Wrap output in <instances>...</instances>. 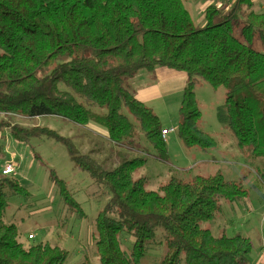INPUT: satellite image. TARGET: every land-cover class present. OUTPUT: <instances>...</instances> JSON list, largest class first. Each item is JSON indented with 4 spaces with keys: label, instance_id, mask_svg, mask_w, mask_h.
I'll return each mask as SVG.
<instances>
[{
    "label": "trees",
    "instance_id": "obj_1",
    "mask_svg": "<svg viewBox=\"0 0 264 264\" xmlns=\"http://www.w3.org/2000/svg\"><path fill=\"white\" fill-rule=\"evenodd\" d=\"M254 2L208 3L204 24L197 25L184 0H0V153L6 128L18 142L45 137L64 145L73 167L108 195L94 224L99 264H140L158 229L164 248L159 264H249L254 248L249 236H214L202 226L222 211L221 202L244 200L249 191L242 179L227 180L220 170L170 176L151 190L146 176H134L145 158L121 153L108 169L71 137L46 126L11 123L10 116L92 122L116 145L135 146L139 129L154 147L153 157L166 162L159 118L127 80L141 69L184 72L176 127L183 146L202 151L216 146L200 127L195 87L203 82L215 90L224 87L218 117L239 149L260 158L255 173L264 185V52L253 47L255 38L264 45V12ZM50 178L68 211L83 217L53 169ZM25 193L16 179L0 175V264H64L68 250L31 243L3 221L8 195ZM122 233L133 237L129 251L122 248Z\"/></svg>",
    "mask_w": 264,
    "mask_h": 264
},
{
    "label": "rangeland",
    "instance_id": "obj_2",
    "mask_svg": "<svg viewBox=\"0 0 264 264\" xmlns=\"http://www.w3.org/2000/svg\"><path fill=\"white\" fill-rule=\"evenodd\" d=\"M195 1L198 2L199 8L194 6ZM210 1L184 0L197 25L204 24L203 9ZM225 4L230 5L231 2L226 1ZM254 4L257 12H264V2L255 1ZM253 47L264 52V45L257 38ZM139 73L149 75L146 69H141ZM183 84L185 79L179 81L177 88L169 94L165 93L162 84L157 82L159 97L154 101L153 108L159 112L157 113L161 116V123L171 126V122H177ZM167 87H172L171 82ZM195 95L201 111L200 126L214 137L216 146L206 151L196 147L188 150L183 146L177 132H173L165 144L168 161L162 162L148 155L150 152L155 154L156 151L137 129L135 143L140 148L137 157L145 158L147 163L134 173V176L143 174L147 181L150 179L147 187L152 190H156L157 186L170 176L190 178L196 173L210 174L217 170H220L227 180L242 179L243 186L249 191L248 198L234 203L221 202L222 211L202 226L210 228L214 236H232L236 232L249 236L254 244L249 264H264V185L255 173L260 165V158L253 156L248 150L239 149L233 134L220 121L218 110L224 101V87L215 90L203 82L195 87ZM123 112L132 120L125 109ZM2 116L0 115V118ZM9 121L24 127L41 125L53 129L63 136L71 137L83 153H86L84 150L87 148L98 147L96 160L108 169L114 165L111 160L115 158L109 156L110 152L107 155L102 137L95 130H90L89 123L81 126L55 115L33 118L10 116ZM1 135L3 148L0 153V175L5 161L15 158L19 165L9 176L16 179L27 191L25 194L8 195L3 221L13 223L24 239L31 243L43 241L68 250L64 264H99L93 238L94 224L97 212L107 202L108 195L101 192L102 189L87 172L73 167L66 148L60 142L45 137L18 142L12 138L8 128L4 129ZM89 139L95 142V145L89 143ZM199 162L201 164L188 169ZM50 169L66 183L80 203L83 217L70 213L63 204L58 187L50 178ZM29 234L34 237L28 238ZM120 238L122 248L129 251L133 237L122 233ZM162 242L163 231L158 229L155 243L140 264H159L164 254Z\"/></svg>",
    "mask_w": 264,
    "mask_h": 264
},
{
    "label": "crops",
    "instance_id": "obj_3",
    "mask_svg": "<svg viewBox=\"0 0 264 264\" xmlns=\"http://www.w3.org/2000/svg\"><path fill=\"white\" fill-rule=\"evenodd\" d=\"M194 6L199 8L197 1L194 2ZM139 72H140V70L137 71L134 76H132L131 78H129L127 80V85L129 87L130 91L134 94V96L138 100L142 101L144 104L151 107L155 111V113H157L158 111L155 108H153L154 107V101L156 99H158V97H159L157 82L162 84V86L164 88V92L169 93V94L172 93L177 88L179 81L185 79V84H183L182 89H184L186 82H187V76L184 72L181 73L179 71H175V70L168 69L165 67H156L152 72L148 71L149 75H147L146 73H139ZM170 82H171L172 87L168 88L167 84ZM158 113H157V116H159L158 118L160 119L161 116ZM159 122H160V120H159ZM89 124L90 125H88V126L90 127V130L91 129L95 130V132H98L99 133L98 135H100V137H102L101 138L102 143L105 146L104 150L106 151L107 155H108V152H110L109 156L115 158L114 160H111L112 164H114L113 166H115L119 162V158H118L119 154L125 153L129 157H136L138 152L140 151V148H138L137 145H135V146L130 145V144L116 145V144L112 143L107 137V132H106L105 128L98 127V125H93L92 123H89ZM165 125H166L165 123L160 122V126L162 127V129H174V131L169 132L167 135H165L163 137L165 144H167L168 137L173 132H176L177 122H171V124H170L171 126H169V125L165 126ZM202 130H204V129H202ZM89 143L95 145V142H92L91 139H89ZM97 148L98 147H90V148L85 149L84 151L86 153H89L92 157H94L96 159L95 155H96ZM148 155L150 157H153L154 153L150 152V153H148ZM106 157L107 156L105 155L104 158H106ZM199 164H201V162L190 166L188 169L194 168ZM181 170H185V169H181ZM149 182H150V179H148L147 185H149ZM159 186H157V187H159Z\"/></svg>",
    "mask_w": 264,
    "mask_h": 264
},
{
    "label": "built area",
    "instance_id": "obj_4",
    "mask_svg": "<svg viewBox=\"0 0 264 264\" xmlns=\"http://www.w3.org/2000/svg\"><path fill=\"white\" fill-rule=\"evenodd\" d=\"M226 1H230L231 3L235 2V0H211L210 3L214 2L217 5H223L225 4ZM253 1H259V0H253ZM174 131V129H162L161 130V135L162 137H164L165 135H167L169 132ZM19 164L17 163V161L15 160V158H12L10 160L5 161L3 168L1 169V174L2 175H9L11 173H13L16 169V167ZM34 235L33 234H29L28 238H33Z\"/></svg>",
    "mask_w": 264,
    "mask_h": 264
}]
</instances>
